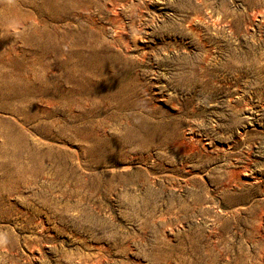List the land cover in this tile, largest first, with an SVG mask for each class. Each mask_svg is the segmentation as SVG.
I'll return each instance as SVG.
<instances>
[{"label":"rangeland","instance_id":"rangeland-1","mask_svg":"<svg viewBox=\"0 0 264 264\" xmlns=\"http://www.w3.org/2000/svg\"><path fill=\"white\" fill-rule=\"evenodd\" d=\"M0 264H264V0H0Z\"/></svg>","mask_w":264,"mask_h":264}]
</instances>
